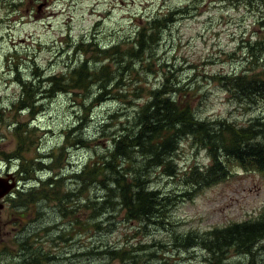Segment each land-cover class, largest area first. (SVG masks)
Here are the masks:
<instances>
[{"label": "trees", "instance_id": "1", "mask_svg": "<svg viewBox=\"0 0 264 264\" xmlns=\"http://www.w3.org/2000/svg\"><path fill=\"white\" fill-rule=\"evenodd\" d=\"M219 1L236 5L252 0ZM173 15L177 13L157 11L144 18L143 24L135 26L129 35L110 42L102 43L98 39L100 35L81 40L72 51L77 48L84 55V61L73 62L67 74L40 75V68L35 67L29 78L17 65H12L10 76L21 88L12 103L18 112L28 111L34 116L44 108L46 101L66 94L70 107L81 116L76 117L73 125L62 129V142L51 148V152L38 153V158L32 159L26 158L24 151L41 142V137L33 141L32 135L36 129L43 132L42 127L11 124L16 147L11 156L0 153L4 159L1 162L4 165L17 162L21 183L6 197L13 233L0 243V255L7 260L4 264H83L85 257L81 256L90 255L91 251L82 252L80 256L73 253L74 236L79 235V242H83L85 236L89 239L91 227L94 232L111 234L119 225L111 221L117 216L120 225H135L133 229L143 233L159 226H175L170 222V213L182 195H168L153 187L152 182L158 176L186 183L189 189L196 191L223 182L234 166L264 174V107H260L259 116L250 119L246 126L224 119H200L196 115V95L192 87H183L174 69L155 60L163 33L175 21ZM255 45L258 43H250L247 48L250 58L257 59ZM134 61L138 64L130 65ZM257 61L259 65H248L243 72L223 77V86L234 100H248L253 105H259L260 101L264 105V53ZM136 66H140L139 71ZM154 73L158 74V83L150 86V74ZM149 88L145 101L125 117L115 113L102 122L97 121L94 128L99 127V130H94L95 140L87 143L83 132L91 108L108 99L119 102L116 99L127 94L140 99ZM1 113L3 122L5 117ZM115 123L118 131L106 132ZM102 138L109 141L105 148L99 151L100 147H89ZM184 139H188L193 148L202 149L208 163L199 169L197 166L185 169L179 177L175 157ZM26 142L30 146L24 148ZM81 146L94 153H88L77 167L66 154ZM35 160L39 163V173L44 176L32 182L28 176L29 166L31 172ZM50 202L54 207L47 205ZM84 209L88 211L86 218ZM181 232L172 235L171 244L153 243V246L166 249V255L178 251L196 256L194 252H202L206 255L202 261L208 264H226L230 252L236 256L230 264H264V214L204 233L191 229ZM38 237L41 245L37 248L32 241ZM99 244L107 247L99 252L106 257L116 258L120 263L137 261L128 248L138 249L133 245L127 243L128 250H124L120 244ZM156 252L159 251L151 254ZM66 253L73 255L66 259ZM152 257L145 264H153ZM192 260L188 259L185 264H191ZM158 262L166 264L162 260Z\"/></svg>", "mask_w": 264, "mask_h": 264}, {"label": "rangeland", "instance_id": "2", "mask_svg": "<svg viewBox=\"0 0 264 264\" xmlns=\"http://www.w3.org/2000/svg\"><path fill=\"white\" fill-rule=\"evenodd\" d=\"M157 11L166 14L176 12L177 15H173L175 21L163 33L155 60L174 69L183 87H192L196 95L194 107L197 117L203 120L224 119L237 126H246L250 119L259 116L260 107L264 105L260 101L259 105H253L248 100H234L223 86V77L243 72L248 65H259L257 60L264 53V1L252 0L250 3L233 5L223 4L219 0H0V111L3 112L1 116L6 118L2 117L3 122L0 120V153L11 156L16 147L17 139L10 131L12 123L26 124L30 128L42 127L43 132L36 129L32 135L33 141L41 137V142L32 146L26 142L24 147L30 146L24 151V156L32 159L34 156L38 158V153L51 152V148L62 142V129L73 125L76 117L81 116L70 107L66 94H58L56 98L46 101L44 108L34 116L28 111L18 112L12 103L18 98L21 88L10 76L12 65H17V69L29 78L35 67L40 68V75L51 72L67 74L73 62L84 61V55L77 48L72 51L81 40L100 35L98 39L103 43L129 35L135 26L143 24L144 18ZM250 43H258L255 45L258 47L255 52L257 59L250 58L247 48ZM137 64L134 61L130 65ZM136 68L139 71L140 66ZM150 75L149 85L157 84L158 74ZM226 79L232 80L230 77ZM150 89L141 94L140 99L127 94L116 99L119 102L108 99L106 103L91 108L87 128L84 125L86 131L83 132L87 143L95 140L94 130H99V127L94 128L97 121L102 122L103 118L115 113L125 117L145 101ZM110 131H118L116 123L106 130ZM98 134L95 132V135ZM106 143V139L102 138L89 147H100V151L109 141ZM181 143L175 157L179 177L183 176L185 169L193 166L199 169L208 163L207 154L202 149L193 148L188 139ZM88 153L94 152L81 146L71 149L66 155L71 156L78 167ZM2 158L0 156V177L6 183H0V193L12 185L16 189L21 183L20 175L17 176V162L4 165ZM38 164L35 160L31 172L29 166L28 176L32 182L44 176L39 173ZM6 174L10 177H6ZM14 174L16 179L11 178ZM152 186L168 195H182L170 213V222L175 226H159L143 233L133 229L135 225H120L117 216L111 219L119 223L111 234H100V230L94 232L91 227L90 238L85 236L83 242H79V235L75 233L73 253L80 256L82 252L91 251L90 255L81 256L85 257L83 264H145L152 255L155 259L153 264H159L158 260L166 264H185L190 258L193 259L191 264H208L202 261L206 257L202 252H194L196 256L178 251L166 255V249L156 248L153 243L169 245L172 235L181 234L182 229L204 233L235 222L257 219L264 214V174L246 172L237 166L231 168L230 176L223 182L196 191L189 189L186 183L161 176L154 179ZM189 193L192 195L187 197ZM47 205L54 207L53 202ZM9 214V208L0 214V243L7 241L10 233H13ZM87 215L88 211L84 209V217ZM18 226L19 223L15 225L16 230ZM40 237L32 241L37 248L41 245ZM99 243L111 246L120 244L124 250H128L125 246L127 243L133 245L138 249L128 248L137 261L120 263L116 258L106 257L99 252L107 247ZM80 248L83 251H78ZM154 251L159 252L151 254ZM73 253H66L64 258H70ZM94 254L100 255L92 257ZM233 255L232 252L228 254L226 258L230 260L226 264L235 261L236 256Z\"/></svg>", "mask_w": 264, "mask_h": 264}, {"label": "flooded vegetation", "instance_id": "3", "mask_svg": "<svg viewBox=\"0 0 264 264\" xmlns=\"http://www.w3.org/2000/svg\"><path fill=\"white\" fill-rule=\"evenodd\" d=\"M11 178L12 179H14V178L16 179L17 176L14 174L13 177H11ZM6 197L0 200V203H1V206H2V208L0 209V214H2L4 211H6L7 206L9 205V201H8V199H6ZM1 227H2V223L0 222V230H1ZM6 261L7 260L5 259V256L1 254L0 255V264H4Z\"/></svg>", "mask_w": 264, "mask_h": 264}, {"label": "water", "instance_id": "4", "mask_svg": "<svg viewBox=\"0 0 264 264\" xmlns=\"http://www.w3.org/2000/svg\"><path fill=\"white\" fill-rule=\"evenodd\" d=\"M6 177H10V175H7ZM2 182H5V180L2 178V177H0V183H2ZM6 183V182H5ZM5 185V184H4ZM0 187L2 188V186H1V184H0ZM9 188V189H8ZM7 189L8 190H5L4 192H2V193H0V200L1 199H3L4 197H6L12 190H13V188H14V185H12L11 186V188H10V186L8 187ZM2 208V206H1V203H0V209Z\"/></svg>", "mask_w": 264, "mask_h": 264}, {"label": "bare ground", "instance_id": "5", "mask_svg": "<svg viewBox=\"0 0 264 264\" xmlns=\"http://www.w3.org/2000/svg\"><path fill=\"white\" fill-rule=\"evenodd\" d=\"M163 171V170H162Z\"/></svg>", "mask_w": 264, "mask_h": 264}]
</instances>
